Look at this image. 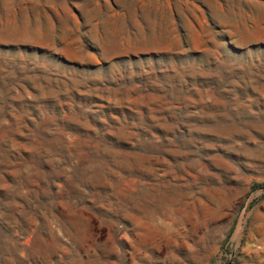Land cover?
Returning a JSON list of instances; mask_svg holds the SVG:
<instances>
[{
	"label": "rangeland",
	"instance_id": "rangeland-1",
	"mask_svg": "<svg viewBox=\"0 0 264 264\" xmlns=\"http://www.w3.org/2000/svg\"><path fill=\"white\" fill-rule=\"evenodd\" d=\"M0 264H264V0H0Z\"/></svg>",
	"mask_w": 264,
	"mask_h": 264
}]
</instances>
